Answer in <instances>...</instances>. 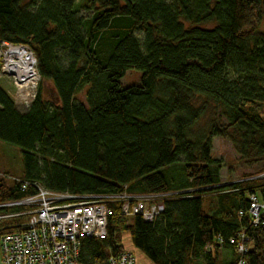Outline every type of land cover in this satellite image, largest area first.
Masks as SVG:
<instances>
[{
	"label": "trees",
	"instance_id": "1",
	"mask_svg": "<svg viewBox=\"0 0 264 264\" xmlns=\"http://www.w3.org/2000/svg\"><path fill=\"white\" fill-rule=\"evenodd\" d=\"M83 7L88 17L76 0H0V41L29 45L41 75L26 111L0 85V140L22 149L21 178L72 194L173 193L151 222L111 203L107 237L81 241L84 264L125 251L126 234L154 264H227L220 247L235 264L230 239L242 230L247 264H264V214L257 225L249 215L252 194L264 203V178L219 185L212 154L214 137L226 138L253 170L244 178L264 173V0ZM130 68L141 83L123 87ZM29 193L0 179V202Z\"/></svg>",
	"mask_w": 264,
	"mask_h": 264
},
{
	"label": "built area",
	"instance_id": "2",
	"mask_svg": "<svg viewBox=\"0 0 264 264\" xmlns=\"http://www.w3.org/2000/svg\"><path fill=\"white\" fill-rule=\"evenodd\" d=\"M0 67L25 93L16 101L18 105L32 104L38 94L41 75L31 47L0 41ZM14 180L22 191L31 193L17 200L0 202V209H7L0 212V223L23 217L17 223L0 227V264H84L80 260L81 241L86 237H107L109 217L113 214L111 203H120L123 214L128 217L140 215L151 222L161 215L165 198L173 194L127 191L72 194L47 188L40 181L20 177ZM250 199L249 215L252 223L257 225L264 214V203L254 194ZM12 208L21 210L8 211ZM14 227L18 229L2 233ZM248 239L245 230L230 239L239 255L235 264H247ZM220 241L223 240L220 238ZM207 248L211 249V246ZM105 264H136V260L132 252L125 250L110 255Z\"/></svg>",
	"mask_w": 264,
	"mask_h": 264
},
{
	"label": "rangeland",
	"instance_id": "3",
	"mask_svg": "<svg viewBox=\"0 0 264 264\" xmlns=\"http://www.w3.org/2000/svg\"><path fill=\"white\" fill-rule=\"evenodd\" d=\"M77 4L81 6V14L85 17H88L91 11L83 7V4L86 0H76ZM186 25H189L186 23ZM206 27H212V24L204 25ZM260 29L264 31V19L260 24ZM142 77V71L136 68H130L126 75L120 79V82L123 87H127L133 84H140ZM0 85L6 89L10 90V94L13 96L15 101H19L18 98H21L23 91H20L17 87L14 79L7 73H3L0 67ZM39 89V88H38ZM30 93L33 94V90H30ZM53 88L50 82L45 83V95L50 97L53 95ZM79 99L84 100V92L79 94ZM19 110L26 111L29 109L30 105H18ZM212 154L215 158L222 161V170L221 177L222 183L219 185H226L233 181H239L244 179H260L264 178V173L252 175L244 178V173L253 171L252 169L246 167L239 162V154L237 153L232 142L226 138L216 136L213 140V151ZM24 172V153L22 149L15 145L5 141L0 140V179H4L7 182H12L15 178L23 175ZM185 192V191H184ZM129 234L125 235L124 244L126 247H133L134 257L136 264H154L148 256L138 247L132 244ZM133 245V246H132ZM249 247V246H248Z\"/></svg>",
	"mask_w": 264,
	"mask_h": 264
},
{
	"label": "crops",
	"instance_id": "4",
	"mask_svg": "<svg viewBox=\"0 0 264 264\" xmlns=\"http://www.w3.org/2000/svg\"><path fill=\"white\" fill-rule=\"evenodd\" d=\"M9 92H10V90H8ZM130 237V236H129ZM124 239H125V236H124ZM130 239H131V237H130ZM131 242H132V239H131ZM123 243H124V241H123ZM132 244H133V242H132ZM134 245V244H133ZM132 245V246H133ZM124 246H125V244H124ZM125 249L127 250V251H130V252H132L133 254H135L134 253V251H133V247H131V248H129V247H126L125 246ZM218 253H219V259L220 260H222V261H225L227 264H233V262H234V260H235V255H234V253H233V251L231 250V249H229V248H224V247H220L219 249H218Z\"/></svg>",
	"mask_w": 264,
	"mask_h": 264
}]
</instances>
